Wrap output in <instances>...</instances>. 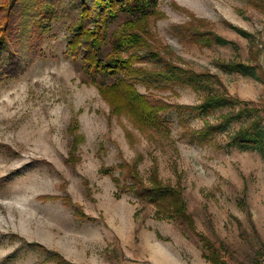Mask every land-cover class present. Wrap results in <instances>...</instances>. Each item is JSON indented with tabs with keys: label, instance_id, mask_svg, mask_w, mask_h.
<instances>
[{
	"label": "rangeland",
	"instance_id": "rangeland-1",
	"mask_svg": "<svg viewBox=\"0 0 264 264\" xmlns=\"http://www.w3.org/2000/svg\"><path fill=\"white\" fill-rule=\"evenodd\" d=\"M157 9L152 54L133 67L156 74L171 60L214 75L233 105L207 117L180 118L172 108L168 132L144 128L113 111L67 57L68 20H54L20 73L0 80V264H55L56 254L70 264H211L199 234L219 249L221 264H264V150L230 142L253 119L263 118L264 131V9L255 0H158ZM28 11L16 14L19 22ZM121 22L110 24L106 52ZM229 63L249 72L226 71ZM142 79L129 82L150 101L195 106L205 95ZM219 123L208 141L193 138ZM134 165L145 184L156 170L182 189L195 230L158 219L126 188Z\"/></svg>",
	"mask_w": 264,
	"mask_h": 264
},
{
	"label": "trees",
	"instance_id": "trees-1",
	"mask_svg": "<svg viewBox=\"0 0 264 264\" xmlns=\"http://www.w3.org/2000/svg\"><path fill=\"white\" fill-rule=\"evenodd\" d=\"M264 9V0H255ZM29 9L21 21L18 12ZM158 0H2L0 3V80L14 78L21 71V64L36 53L38 46L36 36L42 37L51 29L54 20H68V37L66 55L81 64L88 79L102 91L116 113H128L135 122L144 128L157 132L169 131L166 112L175 108L178 116L184 114L207 117L213 111L233 103L227 97L221 81L208 73H196L190 69L177 66L171 60L161 61L156 74H149L146 69H135L136 62L147 59L152 54L149 42V22L159 16ZM16 14L18 16H16ZM121 20L115 33L111 50L106 52L109 41L107 32L111 23ZM21 23V24H20ZM244 36L249 34L238 31ZM210 34L205 35L209 37ZM207 40L222 44L218 36ZM24 44V49L22 46ZM155 52V51H154ZM153 56V55H151ZM152 58V57H151ZM157 59H160L157 57ZM155 59V60H157ZM30 62V61H29ZM249 67L238 63H229L226 71L247 74ZM158 77L163 82L177 83L205 92L203 100L195 106L168 105L161 101H150L139 94L129 82L131 78L144 80L145 76ZM125 79H123V78ZM114 79L111 84L107 79ZM150 80V79H149ZM218 85L221 89H213ZM217 88V87H216ZM251 120L247 126L240 128L231 138L233 145L242 148L264 150V131L261 120ZM229 118L225 117L224 121ZM221 124H206L200 131H194L193 138L206 142L219 130ZM128 178L131 184L126 188L134 195L146 200L156 209L158 219H171L195 230L194 220L188 213L182 189L163 183L154 170L148 182L139 177L136 166H128ZM118 182V181H117ZM203 246L211 255L203 253V258L211 264H221L219 249L203 234H199ZM55 264H70L58 254L54 255ZM256 264H262L260 261Z\"/></svg>",
	"mask_w": 264,
	"mask_h": 264
}]
</instances>
